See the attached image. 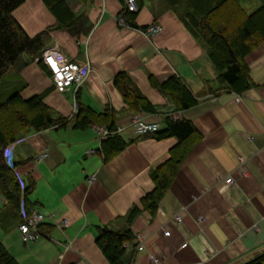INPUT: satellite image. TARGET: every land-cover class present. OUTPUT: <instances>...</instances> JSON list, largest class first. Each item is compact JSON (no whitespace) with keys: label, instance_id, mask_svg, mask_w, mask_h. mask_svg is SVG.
I'll list each match as a JSON object with an SVG mask.
<instances>
[{"label":"crops","instance_id":"1","mask_svg":"<svg viewBox=\"0 0 264 264\" xmlns=\"http://www.w3.org/2000/svg\"><path fill=\"white\" fill-rule=\"evenodd\" d=\"M136 2L135 27L117 21L121 0H66L77 16L66 28L54 27L42 0H23L13 10L28 35L46 30L42 49L90 69L75 95L55 90L43 64L33 60L19 67L24 80L0 85V98L23 82L24 96L46 89L44 101L67 117L62 126L25 129L8 144L10 166L29 186L30 209L45 216L43 234L22 242L20 210L0 193V242L19 264H108L95 241L103 225L142 233L141 249L126 244L124 258L133 264H232L264 248V41L243 57L246 86L230 90L217 80L205 44L176 10L164 0ZM149 23L160 30L147 38L139 26ZM119 71L128 74L151 111L126 105L113 84ZM173 74L196 97L194 104L176 108L149 80ZM73 101L113 111L124 144L107 160L98 151L101 136L94 128L103 124L73 127ZM134 114L157 122L159 129L165 117L188 119L194 128L152 212L140 207L139 198L153 187L150 172L169 156L176 138L134 133L129 124ZM228 175L230 184L224 182ZM134 204L140 208L127 221Z\"/></svg>","mask_w":264,"mask_h":264},{"label":"trees","instance_id":"2","mask_svg":"<svg viewBox=\"0 0 264 264\" xmlns=\"http://www.w3.org/2000/svg\"><path fill=\"white\" fill-rule=\"evenodd\" d=\"M22 1L0 0V78L20 54L27 56L29 59L25 62H28L46 44V30L28 35L14 17L13 10ZM42 1L56 20L54 27L66 28L77 18L67 6L66 0ZM164 1L177 11L179 19L189 32L205 44L206 57L214 66L217 80L223 84V87L234 91L244 88L247 84V68L243 57L254 46L264 41V0H259V4L250 12L244 10L239 0ZM135 13L136 10L125 9L121 0V8L116 16H121L126 25L135 27ZM142 27L144 26H139ZM149 80L154 87L166 93L178 109L196 102V97L174 74L159 82L152 77ZM113 84L123 101L132 110L153 109L124 71L114 75ZM25 86L26 83L23 82L0 98V193L16 209H19L22 203L25 212H29L30 206L26 198L29 186L26 184L20 186L16 173L6 163L4 147L25 129L62 126L66 123L67 117L52 111L44 101L46 89L24 96L21 91ZM112 112L110 109L95 111L87 105L76 102L72 126L83 128L91 123H100L109 130L113 129L115 124ZM155 132L157 136H175L176 143L170 147L169 156L150 172L153 187L139 198L140 207L151 212L190 146L191 139L188 141V138L194 133V128L188 119L165 117L162 128H158ZM123 144L120 135L112 132L101 138L98 151L101 152L102 159L107 160ZM139 205L134 204L130 207L126 214L127 221L139 210ZM40 228L46 229L43 223L40 224ZM131 236L132 232L129 228L111 229L103 225L99 228L95 241L108 264H133L124 258L126 243H130ZM0 264H19L1 242ZM232 264H264V248L253 253L249 258Z\"/></svg>","mask_w":264,"mask_h":264},{"label":"built area","instance_id":"3","mask_svg":"<svg viewBox=\"0 0 264 264\" xmlns=\"http://www.w3.org/2000/svg\"><path fill=\"white\" fill-rule=\"evenodd\" d=\"M125 9L129 11H134L137 8L136 0H122ZM117 21L125 25L123 18L121 16L117 17ZM160 30V25L157 23H150L142 28L140 31L147 38L153 36L157 31ZM34 60H41L44 67L49 73V78L55 90L57 91H66L70 90L73 94L82 83L89 72V67L87 64H80L76 61L61 57L57 55L50 48L43 49L39 55L34 56ZM75 102H72V108L75 109ZM129 124L133 129V132L136 134H144L146 132H152L158 129V124L155 121H149L142 118L138 114H134L129 119ZM94 128L101 137L107 136L109 133H118L121 130L119 125H114L113 129H107L104 125H95ZM91 151V149H89ZM8 145L4 148V157L6 163L10 166L8 160ZM46 153H43L44 156ZM41 157V156H40ZM39 158V156H38ZM18 178V177H17ZM93 179L92 175H89L86 180L91 182ZM19 180V179H18ZM233 179L231 175H228L224 178V182L227 184L232 183ZM20 183V181H19ZM20 186L23 185L20 183ZM20 221L17 223V230L19 233V238L22 242H27L36 239L43 234V230L40 228V224L44 222L45 216L36 210L30 209L29 212H25L24 206L20 203ZM176 221L180 220V214L177 213L174 215ZM66 219H61V225L67 224ZM163 234H168L167 229H163ZM142 233L137 231L135 232L130 242L135 245L136 249L142 248ZM127 244V243H126ZM183 244V243H182ZM153 261H156L155 258H151Z\"/></svg>","mask_w":264,"mask_h":264},{"label":"rangeland","instance_id":"4","mask_svg":"<svg viewBox=\"0 0 264 264\" xmlns=\"http://www.w3.org/2000/svg\"><path fill=\"white\" fill-rule=\"evenodd\" d=\"M240 4L242 5V7L244 8V10L246 12H250L251 10H253L258 4H259V0H239ZM29 59L27 56H25L24 54H20L17 58V60L15 61V63L13 65H11L8 70L2 75V77L0 78V85H2L5 81L12 80L13 82H17L18 80L23 79L21 77V74L19 72V67L22 63L25 62V60ZM24 80V79H23ZM80 86V85H79ZM78 86V88H79ZM77 88V89H78ZM76 89V90H77ZM76 91L74 92L75 95ZM75 97V96H73ZM74 100V98H73ZM75 102V101H74ZM9 144V143H8ZM6 144L5 147L8 145ZM4 147V148H5Z\"/></svg>","mask_w":264,"mask_h":264}]
</instances>
